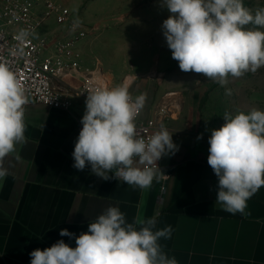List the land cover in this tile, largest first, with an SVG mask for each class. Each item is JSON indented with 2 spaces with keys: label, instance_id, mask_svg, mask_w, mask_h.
Returning <instances> with one entry per match:
<instances>
[{
  "label": "clouds",
  "instance_id": "clouds-1",
  "mask_svg": "<svg viewBox=\"0 0 264 264\" xmlns=\"http://www.w3.org/2000/svg\"><path fill=\"white\" fill-rule=\"evenodd\" d=\"M163 6L170 13L161 25L163 36L182 72L203 74L223 87L230 76L239 78L264 67V8L253 14L243 0H163ZM26 35L22 32L19 38ZM133 79L88 92L72 166L78 171L90 166L92 174L105 181L114 178L143 190L161 171L157 162L179 147L164 127L147 138L138 132L135 120L147 95H131ZM225 94L232 90L226 88ZM27 103L15 72L0 63V186L10 175L5 158L15 154L19 160L17 145L26 143ZM223 119L208 138L207 163L218 178L216 204L247 217L248 201L264 187V111L253 108L234 116L225 112ZM156 225L155 217L138 216L130 223L119 207L109 206L79 236L60 230L61 237L75 239L74 248L58 240L33 250L30 264H178L159 243L171 238L172 227Z\"/></svg>",
  "mask_w": 264,
  "mask_h": 264
},
{
  "label": "crops",
  "instance_id": "crops-1",
  "mask_svg": "<svg viewBox=\"0 0 264 264\" xmlns=\"http://www.w3.org/2000/svg\"><path fill=\"white\" fill-rule=\"evenodd\" d=\"M91 29L93 37L101 27ZM93 45L86 40L78 50L87 66L95 58L93 64L103 67L89 52ZM129 76L135 75L126 73L121 81ZM85 107L81 102L71 113L40 105L27 109L20 159L13 154L4 161L10 175L0 186V264H30L33 250L61 239L74 248L75 239L61 237L60 230L79 236L109 206L119 207L130 223L139 216L155 217L157 229L170 225L171 238L159 243L178 264H264V187L248 201L247 217L216 204L218 178L207 157L211 130L219 127L207 120L197 128L184 123L171 128L179 150L159 160L161 171L142 190L114 178L105 181L90 166L83 171L72 166Z\"/></svg>",
  "mask_w": 264,
  "mask_h": 264
},
{
  "label": "rangeland",
  "instance_id": "rangeland-1",
  "mask_svg": "<svg viewBox=\"0 0 264 264\" xmlns=\"http://www.w3.org/2000/svg\"><path fill=\"white\" fill-rule=\"evenodd\" d=\"M59 1L78 23L88 29L101 27L93 37L90 33L84 40L94 44L89 52L94 51L103 61L105 71L120 77V80L115 78L118 85L126 73L139 76L130 93L133 97L146 93L148 111L160 105L167 95L177 94L175 98L180 100L181 110L167 125L169 129L179 130L183 123L187 129L191 125L197 128L207 120L220 127L225 123V112L234 116L253 108L264 111V67L239 78L230 76L223 87L203 74L179 69L161 29L170 14L163 0ZM243 3L253 14L258 8H264V0H243ZM84 41L77 49H81ZM94 62L95 58L90 65ZM226 88L232 90L231 95L225 94Z\"/></svg>",
  "mask_w": 264,
  "mask_h": 264
},
{
  "label": "built area",
  "instance_id": "built-area-1",
  "mask_svg": "<svg viewBox=\"0 0 264 264\" xmlns=\"http://www.w3.org/2000/svg\"><path fill=\"white\" fill-rule=\"evenodd\" d=\"M91 31L59 0H0V63L11 67L25 90V117L33 105L71 113L92 89L118 85L99 62L87 66L77 49ZM22 32L27 35L20 39ZM133 77L129 91L138 80ZM176 96L167 95L150 112L144 104L135 120L141 136L161 127L170 132L167 125L181 110Z\"/></svg>",
  "mask_w": 264,
  "mask_h": 264
}]
</instances>
